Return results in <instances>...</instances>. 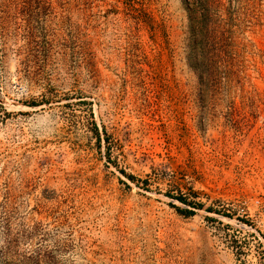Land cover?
Segmentation results:
<instances>
[{
	"label": "rangeland",
	"instance_id": "1",
	"mask_svg": "<svg viewBox=\"0 0 264 264\" xmlns=\"http://www.w3.org/2000/svg\"><path fill=\"white\" fill-rule=\"evenodd\" d=\"M0 264H264V0H0Z\"/></svg>",
	"mask_w": 264,
	"mask_h": 264
},
{
	"label": "trees",
	"instance_id": "2",
	"mask_svg": "<svg viewBox=\"0 0 264 264\" xmlns=\"http://www.w3.org/2000/svg\"><path fill=\"white\" fill-rule=\"evenodd\" d=\"M176 198H177L178 200L182 201V202H185V199H184L183 197H181V196H177Z\"/></svg>",
	"mask_w": 264,
	"mask_h": 264
}]
</instances>
